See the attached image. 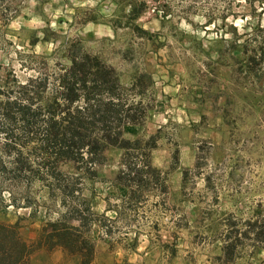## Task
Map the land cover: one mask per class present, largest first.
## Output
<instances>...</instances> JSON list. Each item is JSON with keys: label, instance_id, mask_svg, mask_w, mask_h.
<instances>
[{"label": "rangeland", "instance_id": "1", "mask_svg": "<svg viewBox=\"0 0 264 264\" xmlns=\"http://www.w3.org/2000/svg\"><path fill=\"white\" fill-rule=\"evenodd\" d=\"M82 56L112 72L118 103L138 107L137 125L119 131L142 149L104 148L88 168L48 164L52 179L11 171L0 152V222L20 218L30 244L60 206L34 184L22 195L23 183H81L91 264H264L252 240L264 236V0H0V104L29 98L41 119L67 57ZM3 131L19 137L14 117L0 118V148ZM122 161L153 170L126 196ZM8 183L15 203H35L32 218L4 207ZM26 264L75 258L39 249Z\"/></svg>", "mask_w": 264, "mask_h": 264}, {"label": "trees", "instance_id": "2", "mask_svg": "<svg viewBox=\"0 0 264 264\" xmlns=\"http://www.w3.org/2000/svg\"><path fill=\"white\" fill-rule=\"evenodd\" d=\"M66 62L67 67L55 80L50 101L41 105L44 114L41 119H37V110L30 109L29 98L23 97L21 103L5 101L0 104V118L10 124L14 117L20 133L19 137L13 139L3 131L5 141L0 152L8 159L11 171L29 174L33 169H39L52 179L57 171L54 167L50 171L48 164L82 163L88 168L102 162L104 148H112L123 154L142 149L137 141L121 139L119 129L123 125H137L135 115L138 107L116 101L115 93L121 91L112 72L95 59L85 56L78 59L67 57ZM30 83L28 81L23 87L30 88ZM22 154L24 158H20ZM139 167L138 171L132 169L131 174L127 162L122 161L121 170L127 171V181L120 182L122 171H118L115 184L127 190L129 186H142L139 171L145 169L150 175L153 170L149 169L148 173L143 163ZM51 172H54L53 175ZM8 184L10 188L4 191L8 198L4 207L25 209L27 218H32L35 203H27L25 195H16V200L20 201L15 203L11 196L16 194L15 185L18 183ZM32 184L43 190L44 198L52 199V203L60 206V211L55 213L53 219L46 217L30 244L25 243L18 234L20 218H16L12 224L0 222V264H26L28 256L39 249L46 252L57 250L64 257L75 258V264H91L92 247L87 230L91 215L87 203L79 197L81 183H23L22 195ZM66 200L69 205L64 204ZM245 225L251 229L255 222ZM242 234L246 235L245 232ZM252 235V240L260 244L259 249L264 254L263 232L257 231ZM232 248L230 242H221L220 256L227 257Z\"/></svg>", "mask_w": 264, "mask_h": 264}, {"label": "crops", "instance_id": "3", "mask_svg": "<svg viewBox=\"0 0 264 264\" xmlns=\"http://www.w3.org/2000/svg\"><path fill=\"white\" fill-rule=\"evenodd\" d=\"M116 188L119 190V191H121L123 194V196H126L128 193H127V191H129L130 189L128 188V190H127V188H124V187H122V186H119V185H116Z\"/></svg>", "mask_w": 264, "mask_h": 264}]
</instances>
